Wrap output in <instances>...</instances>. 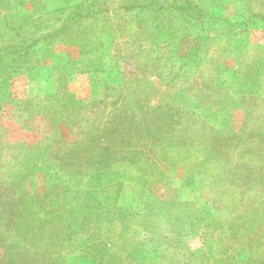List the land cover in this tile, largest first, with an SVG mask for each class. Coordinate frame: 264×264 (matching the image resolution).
Here are the masks:
<instances>
[{"label": "rangeland", "instance_id": "rangeland-1", "mask_svg": "<svg viewBox=\"0 0 264 264\" xmlns=\"http://www.w3.org/2000/svg\"><path fill=\"white\" fill-rule=\"evenodd\" d=\"M17 13L0 6V47ZM214 14L221 27L239 20L241 42L198 29ZM111 18L97 71L60 86L51 61L32 79L0 68V93L11 94L0 191L51 210L25 215L36 219L25 241L7 239L15 221L0 217V264H264V0H182ZM157 20L174 22L182 43L166 45Z\"/></svg>", "mask_w": 264, "mask_h": 264}, {"label": "trees", "instance_id": "trees-1", "mask_svg": "<svg viewBox=\"0 0 264 264\" xmlns=\"http://www.w3.org/2000/svg\"><path fill=\"white\" fill-rule=\"evenodd\" d=\"M2 4H6L10 12L11 10L18 12V17L11 14V19L5 18V24L11 26L7 40L0 47V68L2 71L8 69L11 72L13 69L8 78H13L15 74L18 75L21 72L30 79H32L33 74L39 78L41 76L39 71L44 68L42 65L51 61L53 63L52 68L57 78L60 79V86H63L67 76L73 79L75 73L97 71L102 67L105 45L109 36L113 34L110 26L113 13L121 10L132 12L149 9L152 11V8L158 7L174 10L182 7V0H86L72 7H61L53 10L43 0H0V6ZM27 5H30V11L26 9ZM248 17L251 18L254 15L250 12ZM220 18L223 17L215 14L210 18L204 17L203 22H199L198 29L204 32L220 27L222 35L228 33V38H233L235 45L241 42L240 38L244 32L242 33L237 27L239 20L227 18L228 20L224 23L225 28L218 26L217 22ZM173 21L175 22L174 19ZM174 22L167 24H160L159 20L154 22L156 29L161 26L160 31L163 30L169 35L167 38L169 44H166L168 46H174L179 40L182 43V39H185L180 38V36L176 38L175 33L172 32L176 29ZM153 46L155 45H151V48ZM57 47L76 49L78 56L73 57L70 54L58 53L56 52ZM177 47L179 50L180 44ZM155 48L156 50L163 49V46L157 45ZM40 53L44 54V58H39ZM187 55L190 59L194 56L192 54ZM67 90L65 84L63 91L66 93ZM10 95L9 92L0 93V110L5 103L8 102L10 105ZM44 101L49 100L45 98ZM9 193L0 191V217L5 216L7 212V217L3 219V222H9L11 219L15 221L14 226H11L12 229L6 231L11 234L6 238H17V240L22 241L23 239L25 241L31 236L34 231V224H36L34 223L36 219L31 220L30 217L26 219L25 215L36 217V214L47 212L51 214V210L48 211V203L45 204L43 201L35 203L33 201L34 196L29 199L30 195L26 194V191L21 199V201L28 203L25 204L27 208L24 209L15 202L14 197L13 200L8 197L5 200V195ZM21 245L23 244H11L9 246L10 252H18ZM30 249L39 252L41 248L37 249L30 246ZM44 255L42 254V256ZM26 257L25 255L24 258Z\"/></svg>", "mask_w": 264, "mask_h": 264}]
</instances>
